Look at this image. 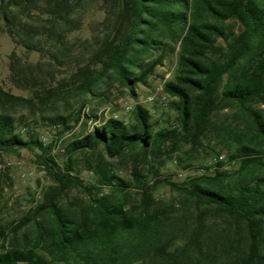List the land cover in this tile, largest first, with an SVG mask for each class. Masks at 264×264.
<instances>
[{
    "label": "trees",
    "instance_id": "16d2710c",
    "mask_svg": "<svg viewBox=\"0 0 264 264\" xmlns=\"http://www.w3.org/2000/svg\"><path fill=\"white\" fill-rule=\"evenodd\" d=\"M87 2L0 0V24L28 50L41 51L52 39L55 51L48 50L60 63L69 51L67 35ZM107 3L104 36L95 39L87 63L76 64V91L92 94L98 81L112 73L133 94L178 46L174 76L163 87L175 98L170 106L176 125L159 127L141 105L130 122L94 115L99 125L67 145V158L59 166L50 145L33 133L24 138L0 106V153L33 152L52 180L18 222L0 223V264H264V0ZM229 20L239 26L237 32ZM4 98L22 100L0 87V105ZM234 106L250 119L251 141L235 137L224 160L185 181L155 170L164 153L201 145L213 117ZM79 119L77 113L73 121ZM56 120L64 124L67 118ZM99 146L109 157L130 152V179L90 162L93 182L75 174L72 155ZM140 164L153 169L151 186ZM160 184L185 196L178 209L156 202L153 190ZM73 191L83 197H71ZM208 214L224 218L223 232L218 221L206 223Z\"/></svg>",
    "mask_w": 264,
    "mask_h": 264
},
{
    "label": "rangeland",
    "instance_id": "374dc122",
    "mask_svg": "<svg viewBox=\"0 0 264 264\" xmlns=\"http://www.w3.org/2000/svg\"><path fill=\"white\" fill-rule=\"evenodd\" d=\"M85 10L75 28L67 35L68 54L62 62L52 59L49 50L55 51L52 39L47 38L45 49L28 50L15 43L7 33L4 22L0 24V87L9 96L22 100H2L0 106L15 119L17 131L24 138L28 134L37 135L40 141L50 145V155L59 166L67 158L66 147L77 137L92 130L94 115L100 118H117L130 122L136 105L145 107L157 121L159 127L176 125L177 113L170 106L175 98L164 92V84L171 80L176 69L178 46L169 53L161 64L156 65L146 83H138L133 94L122 86L116 77L109 73L101 78L92 94L76 91L77 83L73 75L78 62L87 63L91 51L95 49V39L104 36L103 21L107 0H88ZM237 32L239 26L232 21ZM49 49V50H48ZM5 101V102H4ZM262 109L261 105H253ZM80 113V119H73ZM57 117H66L64 124ZM70 125L71 128H66ZM227 129V132L221 131ZM254 129L249 117L238 106L224 108L213 117V125L201 145H183L178 151L164 153L155 162L156 171L181 182L195 175L208 173V166L227 157L230 148L235 145V137L243 141L253 139ZM264 165V147L260 152ZM75 174L85 183L93 182L95 176L87 167L103 165L113 170L119 177L130 179V152L122 156L109 157L99 146L85 153L72 155ZM223 159V160H224ZM236 167V166H233ZM225 166L223 169H231ZM145 179L152 184L153 169L147 165L138 166ZM264 170V167H262ZM52 183L51 177L38 162L35 154L26 149L15 153H0V223L11 226L41 200L42 192ZM156 202L161 205L173 204L175 209L185 201V196L168 186L160 184L153 190ZM71 197L82 198L83 194L73 191ZM135 199L139 196L134 195ZM192 208V207H191ZM218 221L219 232L225 229V220L221 215L208 214L206 223ZM264 234V224L261 226Z\"/></svg>",
    "mask_w": 264,
    "mask_h": 264
},
{
    "label": "built area",
    "instance_id": "2783aa9c",
    "mask_svg": "<svg viewBox=\"0 0 264 264\" xmlns=\"http://www.w3.org/2000/svg\"><path fill=\"white\" fill-rule=\"evenodd\" d=\"M219 158H220V160H223L224 159V156L223 155H220Z\"/></svg>",
    "mask_w": 264,
    "mask_h": 264
}]
</instances>
